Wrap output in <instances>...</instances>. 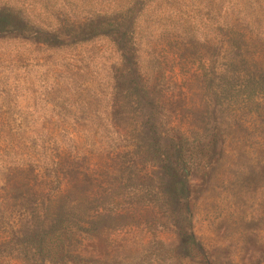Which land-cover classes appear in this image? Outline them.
Listing matches in <instances>:
<instances>
[{
    "label": "rangeland",
    "instance_id": "rangeland-1",
    "mask_svg": "<svg viewBox=\"0 0 264 264\" xmlns=\"http://www.w3.org/2000/svg\"><path fill=\"white\" fill-rule=\"evenodd\" d=\"M120 2L0 0V7L15 6L32 21L24 33L0 35V264H264V97L234 100L219 91L226 68V87L237 90L243 83L231 72L232 62L264 68V58H251L259 50L264 54V0H142L136 21L138 73L164 124L194 143H216L195 157L188 176L201 253L186 255L172 219L156 209L147 213L146 224L101 236L76 234L69 247L79 248L80 262L19 259L21 237L14 226L25 218L16 215L15 198L7 191L14 176L8 168L26 164L44 171L56 150L104 155L125 137L109 125L137 120L116 111L120 53L109 37L62 46L45 39L47 32ZM243 10L254 16L255 35L239 57L224 33L231 26L226 21Z\"/></svg>",
    "mask_w": 264,
    "mask_h": 264
},
{
    "label": "trees",
    "instance_id": "trees-1",
    "mask_svg": "<svg viewBox=\"0 0 264 264\" xmlns=\"http://www.w3.org/2000/svg\"><path fill=\"white\" fill-rule=\"evenodd\" d=\"M141 4L142 0H121L108 12L94 13L47 32L50 38H45L46 42L55 46L70 40L109 37L120 53L114 75L116 111L135 114L137 120L134 124L109 125L115 134L125 137L120 140L123 144L104 155L80 149L56 150V154L48 156L49 167L44 171L26 164L8 168L14 176L6 182L7 191L15 198L16 215L25 218L14 226L15 235L21 237V262H80L83 258L79 248L69 247L76 234L101 236L126 226L146 224L147 213L156 209L172 219L186 255L202 251L192 228L188 176L195 157L206 155V147L215 149L216 143L200 139L194 143L189 135L164 124L160 108L150 98L135 60L134 33ZM253 22V14L246 10L226 21V26L230 23L231 26L224 33L225 44L235 50L236 56L247 53L255 35L251 33ZM31 23L23 10L7 4L0 7V35L24 33L32 28ZM35 33L40 39L43 32L37 28ZM261 51L252 53L251 58H264ZM231 65V72H237L243 83L237 90L226 87L228 69H224L225 81L219 90L223 97L229 95V99L235 100V96H242L245 101L254 96L264 97L263 67L249 70L245 65L242 68L234 62Z\"/></svg>",
    "mask_w": 264,
    "mask_h": 264
}]
</instances>
